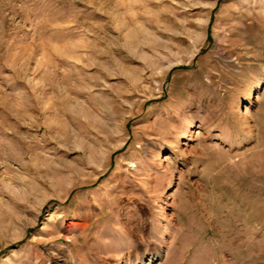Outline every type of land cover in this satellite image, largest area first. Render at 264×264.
Segmentation results:
<instances>
[{
	"label": "rangeland",
	"instance_id": "obj_1",
	"mask_svg": "<svg viewBox=\"0 0 264 264\" xmlns=\"http://www.w3.org/2000/svg\"><path fill=\"white\" fill-rule=\"evenodd\" d=\"M0 264H264V0H0Z\"/></svg>",
	"mask_w": 264,
	"mask_h": 264
}]
</instances>
